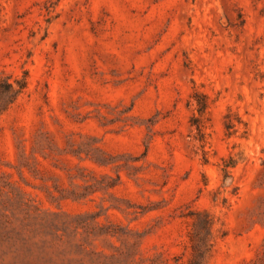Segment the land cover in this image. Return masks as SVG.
Returning a JSON list of instances; mask_svg holds the SVG:
<instances>
[{
	"label": "rangeland",
	"instance_id": "obj_1",
	"mask_svg": "<svg viewBox=\"0 0 264 264\" xmlns=\"http://www.w3.org/2000/svg\"><path fill=\"white\" fill-rule=\"evenodd\" d=\"M0 73V264H264V0H0Z\"/></svg>",
	"mask_w": 264,
	"mask_h": 264
},
{
	"label": "trees",
	"instance_id": "obj_2",
	"mask_svg": "<svg viewBox=\"0 0 264 264\" xmlns=\"http://www.w3.org/2000/svg\"><path fill=\"white\" fill-rule=\"evenodd\" d=\"M27 86V74L20 78H13L9 74L0 73V115L14 102L17 96ZM205 103L201 104V108ZM228 126V125H227ZM227 166L223 168L227 175ZM191 229L188 231L190 247L189 258L180 264H205L206 257L213 246V221L207 213L195 212L191 215Z\"/></svg>",
	"mask_w": 264,
	"mask_h": 264
}]
</instances>
